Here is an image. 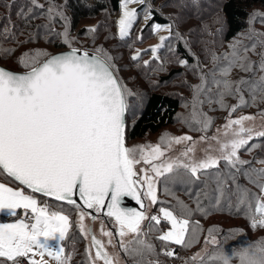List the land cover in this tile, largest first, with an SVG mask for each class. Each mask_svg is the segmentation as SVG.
I'll return each mask as SVG.
<instances>
[{"label": "snow or ice", "instance_id": "obj_1", "mask_svg": "<svg viewBox=\"0 0 264 264\" xmlns=\"http://www.w3.org/2000/svg\"><path fill=\"white\" fill-rule=\"evenodd\" d=\"M145 2L121 0L122 17L118 21L121 39L129 35L138 17L136 10H129V4ZM30 3L35 8L45 9L39 0H30ZM48 4L46 11L49 24L44 27L55 35H62L63 43L71 47L68 19L63 6L54 5L52 0H48ZM57 17L64 23L63 33H54L51 27ZM257 17H264V13L254 12L249 24H253ZM144 18L150 19L151 12L146 11ZM171 27L167 25L163 30L170 32ZM154 30L159 32L162 26L156 24ZM86 31L94 33L96 29L89 28ZM10 35L14 34L7 27L0 32V36L5 38ZM254 37H264V32L250 29L247 39ZM160 39L161 43L151 49L153 54L164 46L168 37L162 36ZM257 45L264 49V39H257L251 45H243L241 40H237L230 45V54L223 57L214 55V61L222 59L227 61V65L212 72L211 82L201 76L202 83L192 86L197 94L211 92L208 87L211 83L217 89L215 95L218 99L209 97L208 103L225 106L226 96H237L240 103L229 106L231 112L247 104L242 86H247L253 93V101L257 90L264 98V75L255 81L241 78L233 82L227 79L234 67L244 72L253 71V62L247 53L255 52ZM11 51L0 48V54L3 55ZM258 55L259 70L264 72V51ZM154 58L159 59V56ZM133 59H139V54ZM19 63L27 69L26 72L15 73L0 67V176L25 187L14 188L0 182V213L17 216L18 210H23L25 218L17 219L14 223H0V264H21L24 259L28 264H49L45 256L55 264H69L70 261L62 246L53 247L50 243L59 244L68 238L71 228L69 216L62 209L53 211L48 204L41 205L34 195L26 194L25 188L32 193L67 202L79 210L80 230L85 237H91V244L86 250L88 264H97V261L118 264V259L110 256L105 244L84 225L83 221L89 213L74 199L77 195L88 209H95L96 212L107 209V217L114 219L118 226L120 247L135 260V264H159V261L145 259L146 254L155 251L147 240L148 232L152 231L154 225L150 224L148 232H145L142 228L145 220L159 225L163 219L170 225L167 231H162L158 236L165 247L169 243L191 246V241H186V237L189 235V217L193 210L183 201L177 198L178 213L160 207V215L146 214L150 205L163 203L157 196L162 177L165 184L187 185H194L201 182V177H207L196 194L186 189L188 195H194L195 211L208 214V210L202 206V197L213 201V208H220L223 201L225 207H234L237 212L243 209L253 229L264 228V182H261L264 181V168L244 170L243 166L251 165L252 161L243 160L239 155V150L248 146L249 141L264 137V130L257 131L254 125H245L246 121H254L256 117L229 118L224 125L222 140L218 136H201L200 141H216L218 145L213 147L209 144L201 158L195 156L197 142L187 135L172 137L165 134L160 143L155 145L129 147L128 98L135 94L121 83L112 57L102 48L97 49L95 54L86 50L81 53L75 47L58 55L44 51L24 53ZM179 64L188 66V61L180 60ZM217 71L222 79L215 78ZM204 102L197 95V103L202 105ZM196 115L194 105L193 116ZM199 115L201 118L195 122L202 127L198 130L206 132L212 125V119L202 112ZM260 117L264 119V112L260 113ZM173 144H186V148L179 156L166 157V151H170ZM255 147L257 145H252V148ZM221 161L226 163L229 171L213 173V169H219ZM259 163L264 164V160ZM138 165L146 167L138 170ZM233 169L234 172L231 171ZM240 175L246 176L259 192L239 184ZM210 182L215 184L211 192L207 190ZM164 191L174 195L167 187ZM125 197L134 199L144 210L122 207ZM145 198L149 201L148 205L144 202ZM30 214L31 222L27 220ZM196 225L199 228V221ZM217 231L219 229L216 227L208 230L211 239L206 243H217L214 235ZM101 232L112 244L113 233L104 231L103 227ZM130 235L132 238L125 240ZM92 248H95L94 254ZM164 254L171 257L175 252L166 250ZM37 256L39 259H36ZM237 256L240 264H264V239L248 245ZM192 259L196 260V257ZM216 259L222 264H231L232 258L221 254Z\"/></svg>", "mask_w": 264, "mask_h": 264}, {"label": "rangeland", "instance_id": "obj_2", "mask_svg": "<svg viewBox=\"0 0 264 264\" xmlns=\"http://www.w3.org/2000/svg\"><path fill=\"white\" fill-rule=\"evenodd\" d=\"M14 1L16 0H10L12 3ZM18 1L31 4L30 0ZM222 1L224 0H198V2L197 0H146L145 4H129V10H136L138 12V17L133 23L129 35L124 39H121L119 36L118 21L122 17V9L119 13H113L110 8L107 10H101L96 15L89 17L87 20H81L74 28L71 13L68 9H66L69 1L52 0L54 5L63 6V12L68 19V32L72 41L71 47H75L83 51H91L93 53H96L97 49L102 48L109 56L112 57V61L117 69L116 74L121 79V83L126 85L127 88L135 94L134 96H130L128 98V115L131 119L129 120V125H131L140 115L141 109L144 107V104L153 90L157 89V91L160 92L171 91L178 93L180 88L178 85L179 82H182V86L187 85L191 87V91L183 90V88L180 91L185 93L188 97L186 98L187 101H182V106L174 126L169 129L162 130L155 135L149 134L142 141L131 142L129 140V147L142 144L155 145L160 143L161 137L165 134H170L172 137L187 135L191 136L193 140L197 142L195 156L197 158H201L204 155V149L209 147V144L213 147H218V145L216 141L211 140L202 142L200 141V137L206 135L209 138L212 136H218L221 140L224 139V125L227 124L229 118L239 119L241 116H254L256 119L254 121H246L245 125H254L257 131L264 130V119H261L260 117V113L264 112V98H262L259 90H257L255 100L253 101V93L247 86H242L243 96L247 101V104L238 107L235 112H231L229 106L238 105L240 103L237 96H226L224 100L225 106H221L219 103L207 102L209 97L213 100L218 99L215 95L217 89L211 83L208 85V87L211 88V92L203 91L197 94L195 89L192 87L202 83L201 76L211 82L213 80L212 72L217 70L220 66L227 65V61L222 59L214 61V55L216 57H223L225 54H230L232 52L230 45L235 43L237 40H241L243 45H251L257 39H264V37L247 39L250 35V29H255L256 32H264V17H257L255 22L251 25L248 21L247 30L243 34L237 36L233 41L227 42L225 40L226 25L220 7ZM39 3L44 4L45 9L35 8L31 4L34 8L29 9L28 15L25 16V19L29 21V26L34 27V29L31 27L25 28L31 35L28 34V32H18V35L14 34L12 36L16 39V43L0 44V48L12 50L7 55L0 54V63L3 65L18 70V67L22 66L19 63V58L23 56L24 53L44 51L52 55L62 50V48L63 50L71 49L69 45L63 43L62 35H55L53 32H49L48 28L44 27L49 24L47 19L48 14L46 11L49 4L48 0H39ZM93 4L94 2H91L89 3V6ZM153 10L167 20L166 25H161L162 30L159 32L154 30V25L159 23L154 21ZM146 11L151 12V18L147 20L144 18ZM5 12L7 13L8 10L5 9ZM254 12L264 13V9L257 7L252 14ZM167 25L172 26L170 32L163 30ZM51 27L54 29V33H63L65 31L64 23L58 17ZM89 28H95L96 31L94 33L87 32L86 30ZM162 36L168 37V39L164 41V46L159 48V50L153 54L151 49L161 43L160 38ZM179 43H182L189 54H191L194 58V62L188 63V66H182L179 64L180 60H185L177 51ZM261 51H264V49L257 45L255 52L249 51L247 53L250 60L253 62L252 72H244L239 67H234L227 79L233 82L239 81L241 78L249 81L258 80L261 75H264V72H261L258 67L260 60L258 53ZM137 54H139V59L134 60L133 57L137 56ZM155 56H159V59H155ZM145 61L148 63L145 64ZM175 68L183 71L182 77L179 78L180 81H173L170 83L172 85H170L161 80V77L167 76ZM215 78L222 79L218 71ZM197 95H199L200 100L205 101L204 106H199L201 104L197 103ZM194 105L197 113L196 116H193ZM201 112L210 117L212 119V124L214 125L213 127L211 125L212 129L210 127L206 132L199 131L198 129L202 127V125L195 122L197 119L201 118L199 115ZM133 115H135V119H133ZM215 118L221 121L214 124L213 122H215ZM210 129L212 131L211 133L209 131ZM217 129L220 131L217 132ZM257 139L258 138H254L249 141L248 146L239 150V155H241V150L246 149L244 154L241 156L243 160L252 162L257 161V159L258 162L260 160H264V146L263 144L258 143V141H256ZM252 145H257V147L252 148ZM185 148L186 144H173L172 149L170 151H166V157L174 158L179 156ZM141 167L146 166L138 165V170ZM227 172L228 170L223 171V173ZM255 175L256 174H254L253 177H255ZM205 179L208 178L205 177ZM0 182L6 183L14 188L21 187L20 185H16L10 181L0 180ZM174 186L175 184L171 186V183L165 184L164 178H160L157 196L158 200L163 203H159L161 206H157V204L150 205L146 212L148 216L160 215L158 211L160 207L168 208L170 206V202L167 199H170L175 208H177V198L180 201H183L184 204L188 205V207L193 210L192 213L197 212L195 211L196 204H191L189 200L181 194L180 190ZM165 187L169 188L174 195L166 194L164 191ZM253 188L255 189L257 187L254 186ZM187 189L189 190L190 188ZM25 192L26 194L34 195L26 190ZM34 196L41 202L39 197L36 195ZM144 202L146 205L149 204V201L146 198ZM52 204L53 203L49 204L50 210H60V207L54 204L57 207L56 208ZM41 205H43L42 202ZM70 210L73 213V217L76 222V230L78 232V236L80 237L76 240V243L78 242L79 246L75 261L76 264H88L86 250L91 244L90 236L85 237L84 233L80 230L79 210L74 206H70ZM19 211L20 210H18L17 215ZM21 211L22 215L20 217L7 221H0V223H14L17 219H24L23 210ZM0 214L10 216L7 213ZM64 214L67 215L66 213ZM226 218L224 214L222 216H217L214 219H210L209 223L205 224V228H208L211 222L224 227H231L234 224H237L236 222H230V220ZM27 220L31 222V214ZM91 220L92 216L90 214L86 215L83 223L88 229L93 225L94 233L103 240L106 251L109 255L117 258L118 264H135V260L128 256L120 247V237L118 236L119 229L114 219L109 217L107 219L97 218L93 224ZM244 220V218L241 219V222H244ZM165 222L166 221L162 219L159 227L156 230L153 227L151 232H148L151 221L145 220L143 222L142 228L145 232H148L147 240L154 246L155 249L153 253L146 254L145 259L159 261V264H198V261L208 256L211 250L217 247L218 239L216 238V244L211 242L206 243V241H210L211 239L207 235L204 241H193L192 251H194L190 253V258L196 257V260L191 259L187 261V259L183 260V258H180L171 262L170 258L165 257L164 253L166 250L175 251L177 245L169 243L167 247H165L164 243L158 239V236L162 234V231H167L168 228H170V225L168 224L167 226V223ZM101 227H103L104 231H111L113 233L112 244H109V238L102 234ZM192 234L193 229L190 227L189 235ZM131 238L132 237L130 235L125 237V240ZM50 243H52L53 247L62 246V242L59 244L57 242ZM92 252L94 254L93 248ZM197 254L199 255L197 256ZM36 259H39V257L37 256ZM45 259L49 261V264H55L51 258L45 256ZM71 262L73 264L72 260ZM97 264H103V262L97 261Z\"/></svg>", "mask_w": 264, "mask_h": 264}, {"label": "trees", "instance_id": "obj_3", "mask_svg": "<svg viewBox=\"0 0 264 264\" xmlns=\"http://www.w3.org/2000/svg\"><path fill=\"white\" fill-rule=\"evenodd\" d=\"M68 1L69 4L67 5L66 9H68L71 13V16L73 18L72 20H73L74 28L79 24L81 20H87L89 17L96 15L101 10H107L110 8V10L113 13H119L121 11V0H68ZM9 2L10 0H4V1L0 0V32H2L3 29L7 27L9 29V32L12 34L18 35V32H24V33L28 32V34H30V32L27 29H25L31 27L28 24L29 21L25 19V16L28 15L29 9L34 7L31 6V4L19 2L18 0L14 1L13 3L10 2L11 4ZM91 2H94V4L89 6V3ZM220 7L226 25L225 40L227 42H231L237 36L243 34L247 30V26H248L247 24L252 15V12L257 7L264 9V0H224L222 1ZM5 9L8 10L7 13L5 12ZM153 18L154 21L158 22L160 25L167 24V20L164 17H162L159 13H157L155 10H153ZM31 28L34 29V27ZM12 36L13 35H10L7 38L0 36V44L16 43V39L13 38ZM60 51H63V48ZM177 51L182 55V57L185 60L188 61V63L194 62V58L191 56V54H189V52L186 50V48L182 43L178 44ZM18 71H27V69H25L23 66H19ZM182 74L183 71H181L178 68H175L167 76L161 77V80H163L167 84H170L173 81H180L179 78L182 77ZM178 85L180 87L178 93L177 92L174 93L171 91L160 92L157 91V89L152 91L151 95L148 97L146 103L144 104V107L141 109L140 115L134 120V122L131 125H129V128L127 129V142L129 140L131 142L142 141L149 134L151 135L158 134L160 131L169 129L175 125L182 106V101L183 100L187 101L186 98L188 97L185 93H182L180 91L182 90V88L183 90L191 91V87L187 85L182 86V82H179ZM199 106H204V103ZM127 119L129 123V120H131L129 115ZM218 121L221 120L215 118V122L213 123L216 124ZM213 126L214 125L212 124V127ZM211 129L209 130L210 133L212 132ZM256 141H258V143L263 144L264 146V137L258 138ZM245 150L246 149L241 150L240 158L244 154ZM252 168L261 169L264 168V164L259 163L257 159V161L252 162L251 165L243 166V169L248 171H251ZM216 170L217 169H213L212 172L215 173ZM225 170L229 171L228 167L226 166V163L224 161H221L218 171L223 173V171ZM231 171L234 172L235 170L233 169ZM254 174L255 173H253V175ZM0 180L10 181L11 183L16 184L14 181L4 176H0ZM204 180H206L205 177H201V182H197L194 185L175 183V186L180 190L181 194L184 195L189 200V202L194 205L196 204L194 195L192 196L188 195L186 189L190 188L189 190L188 189L187 190L192 192L193 194H196L199 191V189L203 187L202 181ZM229 183L231 184V182ZM238 183L246 188L251 189L253 192H257V193L259 192L258 188L255 189L253 188L255 185L252 184L246 176L240 175L238 178ZM173 185L174 184L171 183V186ZM214 187H215L214 182H210V187L207 190L211 192L212 188ZM36 196L40 198L42 204L46 203L49 205L53 203L52 205L54 204L57 205L58 207H60V210L62 209L63 213H66L71 219L72 225L68 234V238L63 241V248L65 250V255L70 257L69 264H72L71 260L73 261V264H76L75 257L77 256L76 253L79 246L78 242L76 243V240L79 239L80 237L78 236V232L76 230V225H75L76 222L74 220L73 213L70 210V206L59 205L58 203H55L46 198H42L38 195ZM167 200L170 202V206L168 208L178 213L179 209L175 208L173 202H171L170 199ZM212 202L213 201H210L209 199H204L202 197V206L208 210V214L205 215L200 212H194L191 214L189 219L191 221L190 227L191 229H193V234L188 235L186 237V241H191V246L183 247L177 245L174 251L175 252L174 256L169 257L165 255V257L170 258L171 262H173L174 260H178L180 258H183V260L187 259V261L191 260L192 258H190L191 255L190 253L194 251V250L192 251L193 241L195 242L204 241V239L208 235V230L213 227L219 229V231L214 233L215 237L218 239L217 247L213 248L208 256L198 261V264H222V262L219 259H216V257H219L221 254L230 256L232 258L231 264H240V260L237 254L241 252L244 248H246L248 245L254 244L260 241L261 239H264V228L253 229L250 226V221L246 218L243 209H241L240 212H237L235 211L234 207L233 208L225 207L223 201H222V206L220 208H213L211 206ZM234 203L235 201L233 200V204ZM157 206H161V205L157 203ZM224 214H225V218L227 217L230 220V222H236L237 224H234L231 227H224L222 225L211 222L208 228H205V224L209 223L210 219H214L215 217L222 216ZM21 215H22L21 210L19 211L18 215L15 217L4 216L0 214V221L16 219ZM243 218L245 220L244 222H241V219ZM197 221H199V228L196 225ZM151 225H154V229L156 230L160 224L155 225L154 222L151 221Z\"/></svg>", "mask_w": 264, "mask_h": 264}, {"label": "water", "instance_id": "obj_4", "mask_svg": "<svg viewBox=\"0 0 264 264\" xmlns=\"http://www.w3.org/2000/svg\"><path fill=\"white\" fill-rule=\"evenodd\" d=\"M70 50H71V49L63 50V51L57 52V53L52 54V55H58V54L66 53V52H68V51H70ZM80 51H81V53L83 52V50H80ZM88 52H89L90 54H95V53H93V52H91V51H88ZM0 67L4 68V69H6V70L13 71V72H15V73H21V74H22V73L26 72V71L13 70V69H10V68H8V67L2 65V64H0ZM127 145H128V142H127ZM15 183L18 184V182H15ZM18 185H19V184H18ZM20 186L23 187V188L25 187V186H22V185H20ZM25 190L31 192V190H29V189H26V188H25ZM31 193H32V192H31ZM33 194H36V195H38V196H40V197H42V198H46V199H48V200H51V201H53V202H55V203H58V204H61V205H64V206H73V205L68 204L67 202H64V201H56L54 198H51V197H45V196H43L42 194H39V193H33ZM74 199L77 200V203L81 206V208H82L83 210H85L87 213H89V214L92 216V220H91L92 224L95 222V220H96L97 218H105V219L108 218L107 215H106V212H107V209H106V208H105L102 212H96L95 209H88V208L86 207V205H84L83 201L79 199V196H78V195H77L76 197H74ZM145 204H146V203H145ZM122 207L133 208V209H136V210H138V211H143V210H144V209H141L140 205L137 204V202H136L134 199H132L131 197H125V198H124V201H123ZM93 216L96 217L95 220H93ZM89 229L92 230V234H94L98 239H100V240L103 242V240H102L100 237H98V236L94 233L93 225H92ZM90 241H91V237H90ZM103 243H104V242H103ZM93 251H94V253H95V248H93ZM102 262H103V261H102Z\"/></svg>", "mask_w": 264, "mask_h": 264}, {"label": "built area", "instance_id": "obj_5", "mask_svg": "<svg viewBox=\"0 0 264 264\" xmlns=\"http://www.w3.org/2000/svg\"><path fill=\"white\" fill-rule=\"evenodd\" d=\"M21 264H28V261L26 259L21 261Z\"/></svg>", "mask_w": 264, "mask_h": 264}, {"label": "crops", "instance_id": "obj_6", "mask_svg": "<svg viewBox=\"0 0 264 264\" xmlns=\"http://www.w3.org/2000/svg\"><path fill=\"white\" fill-rule=\"evenodd\" d=\"M59 205H61V204H59ZM57 208V207H56ZM59 210V209H58ZM62 246H63V242H62Z\"/></svg>", "mask_w": 264, "mask_h": 264}]
</instances>
